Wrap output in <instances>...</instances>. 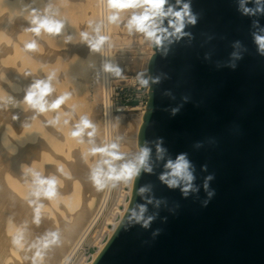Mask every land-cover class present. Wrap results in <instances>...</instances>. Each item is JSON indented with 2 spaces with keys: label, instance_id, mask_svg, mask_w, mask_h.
Here are the masks:
<instances>
[{
  "label": "water",
  "instance_id": "95a60500",
  "mask_svg": "<svg viewBox=\"0 0 264 264\" xmlns=\"http://www.w3.org/2000/svg\"><path fill=\"white\" fill-rule=\"evenodd\" d=\"M191 4L199 17L186 29L192 38L172 45L166 56L152 47L147 73L160 83L148 89L137 145L162 138L173 159L187 153L200 192L185 199L179 189L167 188L158 179L163 163L153 174L142 173L118 227L92 264H264V57L251 35L252 21L264 27V15H241L237 0ZM234 41L247 49L243 58L235 70L217 68L229 60ZM197 142L203 147L195 148ZM209 174L215 195L204 207L202 184ZM144 184L152 185L155 198L179 207L173 214L162 206L150 229L125 230L129 207L143 203L135 191ZM156 229L161 232L153 238Z\"/></svg>",
  "mask_w": 264,
  "mask_h": 264
},
{
  "label": "bare ground",
  "instance_id": "6f19581e",
  "mask_svg": "<svg viewBox=\"0 0 264 264\" xmlns=\"http://www.w3.org/2000/svg\"><path fill=\"white\" fill-rule=\"evenodd\" d=\"M79 1L88 4L85 0ZM45 2L47 0H36L33 6L38 7ZM50 2L55 7V0ZM22 4H32V0H0V43L4 42V45L0 46V81H2L0 102L9 95L21 101L24 90L33 79H44L48 73L55 71L57 73L53 81L55 92L49 98L50 101L63 92L69 91L72 93V98L57 111L61 114L71 112L72 105H76V110L72 113L68 126L63 125L62 122L60 125L51 126L45 125V121L52 119L55 112L33 118L34 114L27 110V106L22 102L15 108H5L0 104V122H2L0 126V264L12 262L32 264L33 251H29L27 245L25 249H17L12 244V237L17 228L25 224L26 239L29 243L46 232L59 231L60 243L45 250L43 264H69L77 255L79 248L85 242L90 243L92 240V236L89 238L90 230L113 191V189L97 191L88 179L89 169L98 158L97 156L86 159L85 156L87 150L93 146L88 143L90 138L87 132L90 129H86L82 135L81 139L84 141L82 144L69 135L75 124L79 122L81 115H87L96 128L100 122V107L99 110L98 108L95 110L84 99L91 73L97 74V53L91 52L85 43H70L67 40L60 49L49 50L48 43L41 42L40 37L25 31L29 26L27 21L29 17L27 13H20ZM92 12V10L85 12L88 19L92 17ZM109 26L114 44L116 34L114 31L119 28L116 25ZM69 28L66 27L64 35L59 38L43 33L41 35L47 39V42L66 39L65 35H72ZM79 31H90V29L87 30L86 25H82ZM117 37L121 46L114 44L116 62L124 60V64L127 62V65L131 62L135 68L139 67L147 73L150 56L154 54L152 47L144 39H139L144 55L140 54L139 59H136L130 51L132 46L126 45L127 38L121 35ZM32 39H37L38 44L45 46L44 53L24 51V44ZM120 49L122 53L117 54ZM99 54L103 60L109 59L110 55L104 49ZM25 73H31V75L25 76ZM98 92L101 96V86L98 89L95 84L94 95L96 96ZM144 113L145 108L116 120V137L122 138L121 152L131 153L138 150L137 138ZM63 118L62 115V120ZM98 132L97 128L96 135L91 137L95 146H99L98 143H100ZM28 166H32L45 176L55 175L59 179L60 174L65 177L63 180L59 179L57 199L42 200L45 207L38 225L33 222V209L26 199L30 177H26L24 172ZM60 166H63L67 176L58 171ZM132 186L133 184L120 185L119 189L115 188L116 205L122 207L118 208L115 205L116 207L105 216V225L109 224L111 228L102 229L104 235L100 234V236L104 237L103 240L93 237L92 241L96 245V250L89 259H80L73 262L74 264H92L103 250L128 208ZM95 200L99 203L96 211H94L96 208H93ZM26 256L28 259H25Z\"/></svg>",
  "mask_w": 264,
  "mask_h": 264
},
{
  "label": "clouds",
  "instance_id": "9594fccd",
  "mask_svg": "<svg viewBox=\"0 0 264 264\" xmlns=\"http://www.w3.org/2000/svg\"><path fill=\"white\" fill-rule=\"evenodd\" d=\"M36 0H32V4H22L20 13L28 14V27L25 31L34 34L35 37L41 34H47L53 37L64 35L67 21L59 17V10L54 8L50 0L43 3L42 7H34ZM253 6H249V5ZM105 16L99 21H88V28L91 32L81 31V41L85 43L89 50L93 53H101L108 45L111 47L110 36L103 34L108 25L123 26L129 35L141 34L144 41L150 46L158 50L162 55H167L170 47L185 37L191 39L192 33L186 31L191 25L195 26L198 21V14L192 10L191 0H106L104 4ZM237 11L246 17H256L264 15V0H237ZM123 13H130L127 18ZM252 27L256 29L251 33L253 42L256 45L257 54L264 57V27H261L259 20L252 21ZM67 42H71L73 35H65ZM25 52H35L39 48L37 39H32L24 44ZM233 51L230 53L229 60L226 64L217 63V68L229 67L233 70L237 67V61L243 58V53L247 51L240 41L232 43ZM206 59L209 57L206 55ZM101 71L109 73L112 76L119 77L122 73L121 69L113 62L105 61L101 66ZM30 76L31 73H25ZM57 73L52 71L47 74L44 79H33L28 87L24 90L21 101H17L15 97L9 95L4 101L0 102L5 108H15L21 102L27 106V110L31 111L35 116L43 115L49 112L56 114L52 119L45 121V125L57 126L61 122L68 126L71 115L76 110V105L71 106V112L67 111L61 114L59 109L64 106L67 101L72 98V93L65 91L50 101V97L55 92L53 81L56 79ZM141 87H150L159 84V77L146 76L141 73L137 77ZM165 95L172 96L171 92H165ZM174 98V97H173ZM184 103L189 101V97H183ZM183 105L171 109V115L175 116ZM63 115V120H62ZM86 129L88 143L91 146L85 156L97 157L99 159L89 169L88 179L91 181L97 191L105 189H115L119 185H132L142 173L153 174L154 169L163 163V171L158 176L159 181L166 185L167 188L175 190L179 189L183 198L200 192V186L195 183L197 177L195 175V165L188 158L187 153H179L173 159L168 149L163 146V139L160 138L154 142L144 141L139 145L138 150L131 153L120 151L121 137H117L110 143L103 146H95L91 137L96 135V125L89 119L87 115H81L79 122L75 124L69 135L76 139L78 143H84L81 139ZM209 143H215L209 140ZM199 149L203 147V142H197L194 145ZM119 162V163H117ZM58 171L65 176L63 166ZM201 171H207V165L201 166ZM24 175L30 177L29 191L27 194V202L33 209V222L39 224L41 222L42 210L45 205L42 200H55L58 197L59 179L55 175L45 176L32 166L25 169ZM214 174L207 175L203 180V190L207 195V199L203 200L202 206L206 207L215 190L210 188V183L214 179ZM143 203H135L129 207L122 227L125 230L135 225H140L145 230L150 229L152 223L158 218L159 210L163 206L170 213H175L179 205L169 207L165 199H157L153 195V187L151 184H144L135 191ZM149 205L152 206V212L149 211ZM167 221V217L163 218V222ZM26 224L18 227L12 237V244L17 249H25L26 245L29 251H33L31 256L32 264H43L45 250L52 245L60 243V232L49 231L43 236L38 237L30 243L26 239ZM161 229L152 232L153 238L158 236ZM25 259H28L26 256Z\"/></svg>",
  "mask_w": 264,
  "mask_h": 264
},
{
  "label": "rangeland",
  "instance_id": "374dc122",
  "mask_svg": "<svg viewBox=\"0 0 264 264\" xmlns=\"http://www.w3.org/2000/svg\"><path fill=\"white\" fill-rule=\"evenodd\" d=\"M67 1H69V0H55L56 3H55V7L54 8H56V9L59 10V17L58 18L65 19L67 21L66 27L67 28L71 27L69 29H70L71 34L73 35V39H72V41L70 43H83L81 41V37H80V32L81 31H79V28H81L82 25H86L87 30H88V29H90L87 26L89 20L98 21L97 1L96 0H85L88 4H83L79 0H74L76 2H70L69 1L70 3L67 2ZM42 5H40L38 7H42ZM87 10H92L93 11L92 12L93 15L89 19L85 15V12ZM129 14L130 13H123V16L125 17V19L127 18V16ZM118 28H119V30L114 31V33L116 32L115 38H114V44L116 45V43H117L118 45H120V43L118 42L117 35H119V36L121 35L122 37H126L127 38V44L126 45H131L132 46L130 48V51L132 53V56L135 57L136 59H139V55L140 54H143V52H142V50L140 48L139 41H138L139 38L138 37H135V34L129 35L128 32H127V30H126V28H124L123 26H118ZM88 32H91V29ZM39 37L41 39V42L45 41L46 43H48L47 44L48 45V49L49 50H52V51H56V49H60L61 46H62V44L66 41V39H57V40H53V41L47 42V39H45L42 35L39 36ZM3 45H4V42H3V44L1 42L0 43V46H3ZM120 46H118V47H120ZM43 47L45 48V46H43V45L41 46L39 44V48L36 51V53L37 52H39L41 54L44 53V48ZM115 53H116V50H115ZM121 53L122 52H121V49H120V52H117V54H121ZM101 60H102L101 55L99 53H97V55H96V62H97V68H98V70L96 72L97 74L95 75V73L94 74L91 73L92 75H90V79L91 80H90V83H89V86H88V90H87L86 95H84L85 101L88 103V105H90L91 107H94L93 109H95V110L97 108L99 110V104H100V100H101V96H100L99 92H98V94L96 96L94 95L95 84L97 85L98 89H99V86H101L100 85L101 84V78H100V76H101L100 75V63H101ZM119 63L120 64L118 66H119V68L121 69L122 72H124V71H129V72H134V71L135 72H138V71H141V69H139V67L138 68H135L134 65H133V63L131 64V62H128L129 63L128 64L129 66L127 65V62L124 64V60H122V61L120 60ZM121 65H123V66H121ZM1 82L2 81H0V84H2ZM89 103H91V104H89ZM99 116H100V113H99ZM98 123L99 124L97 125V128L99 129V132L98 133H99V136H100V143H101V140H102V130H101L100 122H98ZM0 126H2V122H0ZM11 127L13 128V126H11ZM100 143H98L99 146H100ZM90 157L91 156H87L86 159L87 158H90ZM97 159H99V156H98ZM58 177H59V179L61 178V180H63L65 178L63 175H60V174H59ZM119 187H120V185L118 186V189H119ZM113 196H114V199H113ZM115 198H116V190L113 189L112 194H111V198L109 199V201L107 202V204L105 203V205L101 208V210H100L101 213H99V216H98L97 220L95 221L94 226L91 228L93 231L90 230L91 234L89 233V238H91V236H92V240H94L93 237H95L96 239L98 238V240H100V239L103 240L104 237L102 235H104V232H103L104 227L105 228H111V225H109V224H106L105 225V216L110 212V210L112 208H115L117 206L116 205V199ZM98 205H99L98 200H95V202L93 204V208L94 209L96 208V209L94 211H96L98 209L97 208ZM117 207L118 208H121L122 206L121 205H118ZM95 224H96V227H95ZM101 227H103V228H101ZM98 232H99V234H98ZM95 234H96V236H95ZM100 234H102L101 235L102 238H101ZM92 240L90 241V243H86L85 242V244H83L79 248V250L77 252V255L74 257V259H72L70 261L69 264H74L76 261H79L80 259H85L86 260V259H89L91 257V255L96 250V245H95V243ZM11 264H14V262H12Z\"/></svg>",
  "mask_w": 264,
  "mask_h": 264
},
{
  "label": "built area",
  "instance_id": "2783aa9c",
  "mask_svg": "<svg viewBox=\"0 0 264 264\" xmlns=\"http://www.w3.org/2000/svg\"><path fill=\"white\" fill-rule=\"evenodd\" d=\"M105 3L106 0H97L98 21L104 19ZM103 34L110 36V43L112 46L109 47L108 45H105L104 50L111 57L109 56L108 60L102 59L100 63L102 90L99 104V121L102 130V140L100 146H103L105 143H110L117 138L116 120L119 117H127L132 113L144 110L149 89V87H141L138 83L137 77L139 74L144 73L148 76V74L142 70L138 72L124 71L119 77H115L109 73L101 71V66L106 60L113 62L116 66L119 65V62H116L115 60L116 53L109 25L105 28ZM135 37L144 39L141 34H135Z\"/></svg>",
  "mask_w": 264,
  "mask_h": 264
}]
</instances>
